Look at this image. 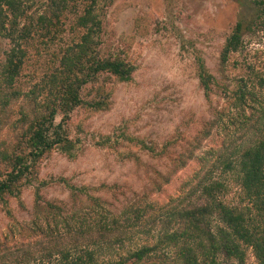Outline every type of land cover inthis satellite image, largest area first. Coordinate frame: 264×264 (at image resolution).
<instances>
[{
    "label": "rangeland",
    "instance_id": "1",
    "mask_svg": "<svg viewBox=\"0 0 264 264\" xmlns=\"http://www.w3.org/2000/svg\"><path fill=\"white\" fill-rule=\"evenodd\" d=\"M63 1L25 0L20 30L30 27V37L21 43L26 57L12 83L4 65L19 33L0 36V181L10 158L26 157L30 167L17 196L0 197V246L25 245L34 253L29 264H67L62 253L69 249V259L85 256L84 247H74L79 225L141 209L134 219L156 229L127 243L124 254L146 248L150 264H192L175 234L162 233L171 220L153 218L198 171L234 157L264 131V5L259 16L255 7L262 0H67L65 9ZM91 5L100 23L89 33L92 25L79 22ZM241 15L253 25L224 62ZM106 62L130 69L128 79L94 71ZM242 89L251 93L245 100ZM43 118L47 134L64 141L33 163L29 139ZM226 172L222 200L250 207L264 226V211L243 199L239 178ZM192 203L202 204L201 191ZM242 247L246 264H258ZM197 253V264H212ZM117 254L123 252L106 249L102 258ZM215 264L237 261L219 251Z\"/></svg>",
    "mask_w": 264,
    "mask_h": 264
},
{
    "label": "trees",
    "instance_id": "2",
    "mask_svg": "<svg viewBox=\"0 0 264 264\" xmlns=\"http://www.w3.org/2000/svg\"><path fill=\"white\" fill-rule=\"evenodd\" d=\"M24 2L25 0H0V36L6 35V38L11 39L19 33V38H13L16 43L7 54L4 65V73L7 74V80L10 83L19 75L26 57L21 43L30 37V27L20 30V18L26 12L23 7ZM96 3L97 0H93V4L96 5ZM62 4L65 9L68 1L64 0ZM260 5H264V0L255 2L256 8ZM94 11V6L91 5L84 12L79 22L84 27L92 25L89 28V33L95 24L100 23L97 21L98 17ZM257 14L258 16L260 14L258 8ZM251 25H253L252 21L249 22L247 17L240 16L232 35L227 40L223 53L224 62L228 60L230 53L239 51L243 44V34L251 28ZM83 40L87 42L89 36ZM94 71L96 73L108 71L126 77L130 75V69L125 70L122 63L116 62L98 64ZM208 79L211 78L204 76L203 81L206 90L210 89ZM240 92L241 94H238L243 100L246 99V93L251 94L249 89L248 92L247 90L243 92V89ZM261 99L264 101V97ZM55 115L56 111L53 110L50 116L54 118ZM47 121L43 118L29 139L33 163H37L48 152L63 144L64 140L60 133H57L54 139L47 134L49 131ZM262 121L261 131L264 129V119ZM258 136L256 142L237 151L234 157L228 159L225 156H220L213 163L205 166L203 171H198L194 180L187 183L185 190L177 198L166 203V208L156 212V218H153L155 223H157L156 219L167 220L168 217L171 220L168 223L171 228L162 233L166 236H168L167 234H175L177 245L181 241L183 247H186L185 252L191 256L192 264H197L199 260L197 251L201 252L203 257L206 256L212 264H215V257L219 251H225L228 257L237 261V264H246L247 252L242 246L251 248L258 264H264V235H262L264 234V226L257 225L256 221L251 218L250 207L246 210H239L227 205L221 197L227 189L225 179L223 181L221 178L223 170L226 169V174H236L239 178L244 194L243 199L252 207H256L257 211H264V131ZM9 162L11 171L0 181V197L3 200L6 195L17 196L23 184L22 180L30 170L26 157L10 158ZM200 191L202 204H193L192 199ZM140 211L141 209H130L119 214L111 213L110 218L94 216L93 220L86 222V227L82 224L79 225L75 234H82V236L78 237L79 242L74 247L77 249L84 247L85 256L79 255L69 259L72 253V250L69 249V251L62 253L63 259L66 260L67 264H150L145 261L147 257L146 248H136L132 252L127 250L125 254L123 249L127 243L131 244L138 235L153 234L156 229L155 225L149 227V224L142 225L134 219ZM160 213L162 214L159 215ZM215 219L221 222L223 226H215ZM172 225H177L178 228L174 230ZM171 229H173L172 232ZM200 234H203L204 237ZM25 247V245L19 247L1 245L0 262L3 264H29L34 253L26 250ZM90 248L95 250L90 251ZM106 249H109L110 252L117 249L123 254L120 256L117 254L119 258L116 260L112 257L105 259L102 258V254ZM21 252L23 253L21 254ZM49 253L52 254L50 251Z\"/></svg>",
    "mask_w": 264,
    "mask_h": 264
}]
</instances>
